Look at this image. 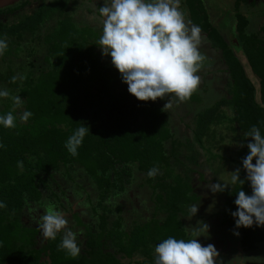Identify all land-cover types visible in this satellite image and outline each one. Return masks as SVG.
<instances>
[{
  "label": "trees",
  "instance_id": "16d2710c",
  "mask_svg": "<svg viewBox=\"0 0 264 264\" xmlns=\"http://www.w3.org/2000/svg\"><path fill=\"white\" fill-rule=\"evenodd\" d=\"M70 2L19 0L0 8V39L8 44L2 60L18 56L34 40L45 47L43 67L36 66L31 55L25 73L10 67L0 73V90L10 92L9 98H0V116L11 111L16 117L15 128L0 124V202L6 204L0 208V264H155L159 243L169 237L198 239L205 233L203 224L225 227L221 237L226 241L232 235L235 252H263L264 226L236 228L231 213L237 209L234 201L239 190L251 195L242 164L251 142L246 133L256 125L264 136V0H234V25L225 30L211 21L202 0H180L185 18L220 51L229 78L226 95L196 111L188 135H178L156 101H139L129 94L121 74L97 50L98 31L74 21L68 11ZM256 2L262 5V21L250 31L249 15L241 7L251 9ZM51 20V28L41 32ZM227 30L235 32L236 41L222 33ZM21 75L26 79L12 81ZM12 96H20L23 104L15 107ZM188 100L199 102V95L194 92ZM24 111L32 113L27 122L19 119ZM216 122L231 125L240 143L234 156L212 154V158L239 168L245 182L231 183L222 192V201L205 204L200 217L192 216L190 207L199 199L193 175L201 166L196 146L202 145L209 126ZM82 123L89 133L73 157L65 142ZM153 167L158 174L149 178ZM137 174L152 194L141 212L136 210L139 214L127 219L112 198L126 194ZM198 176L204 178L203 173ZM85 180L95 199L89 200L91 220L82 222L84 234H77L80 254L72 258L58 249L63 231L55 240L45 239L38 226L22 221L20 215L45 209L48 203L60 210L64 206L54 186L61 191L63 183H76L82 189ZM72 217L83 220L76 213ZM236 260L219 256L216 264H243Z\"/></svg>",
  "mask_w": 264,
  "mask_h": 264
},
{
  "label": "clouds",
  "instance_id": "9594fccd",
  "mask_svg": "<svg viewBox=\"0 0 264 264\" xmlns=\"http://www.w3.org/2000/svg\"><path fill=\"white\" fill-rule=\"evenodd\" d=\"M104 17L103 32L98 44L102 55L110 56L112 65L121 74L122 81L127 84L129 94L139 101H156L169 94H174L180 102L187 101L200 84L196 75L205 56L200 53L202 29L197 25L189 27L184 13L180 10V0H110L99 8ZM6 40L0 39V56L7 50ZM26 79V75L12 77V81ZM7 89L0 90V98H9ZM14 106L23 104L20 96H12ZM171 97L164 108H171ZM32 116L24 111L19 119L22 122ZM0 124L5 128L16 127V117L11 111L0 116ZM89 128L82 123L65 142V147L73 157L78 155ZM251 137L247 144L248 154L242 164L246 171V180L250 183L251 195L243 190L237 192L234 201L237 209L231 215L235 218V227L249 228L264 226V136L260 128L253 125L246 133ZM243 146V145H241ZM255 159V163L253 160ZM18 167H23L18 162ZM153 167L147 173L149 178L158 174ZM240 185V169L231 173V183ZM226 183L206 185L211 192H223ZM6 207L0 202V208ZM190 212L194 216L198 205L193 204ZM42 223L38 227L45 239L55 240L63 231L58 249L64 250L70 257L80 254L77 233L67 227L65 215L48 203L44 214L40 216ZM203 224L201 230H207ZM239 236V232L233 233ZM155 264H216L219 252L213 244L202 245L198 239H176L169 237L159 243L154 250Z\"/></svg>",
  "mask_w": 264,
  "mask_h": 264
},
{
  "label": "rangeland",
  "instance_id": "374dc122",
  "mask_svg": "<svg viewBox=\"0 0 264 264\" xmlns=\"http://www.w3.org/2000/svg\"><path fill=\"white\" fill-rule=\"evenodd\" d=\"M202 1L209 11L211 21L219 29L225 30V28L229 27L231 24L234 25L232 9L234 0ZM106 3L110 4V0H71L68 11L78 25H88L96 29L100 38L103 32L104 17L100 15L99 8ZM258 3H255V6L257 7H250L251 9H249L248 6L241 7V11L249 15L250 24L248 30L250 31L258 28L262 21V18L259 15L262 5ZM31 9L32 8H30V10H24V13H28L31 11ZM15 18H17V16L10 17L9 20L12 21L15 20ZM185 21L186 23H189L186 18ZM53 24V20L48 21L44 24L41 32H45L46 30L50 29ZM192 25L193 24L189 23V27ZM222 33L225 34L227 38L235 40L236 35L234 31L227 30L223 31ZM233 48H235V46H233ZM198 49L200 53L205 56V60L202 62L199 71L196 73V75L200 77V84L195 92L199 95V102L190 100L180 102L177 98H175L174 94H169V96H165L163 99L157 98L156 100L157 104L164 108V105L171 97L172 107L164 109L168 115V118H170L169 123L172 127L178 130V135L191 134V128L194 125L196 111L200 109V107L210 106L223 95L225 96L227 91L226 83L229 78L225 69L226 66L221 59L220 51L211 46L203 32H201V43L198 46ZM97 50H99L102 55L101 48L99 46ZM44 53L45 47L42 44H39L37 40H34L28 46L22 47V52L18 56L6 61L2 60L0 57V73L4 72L8 67L18 74L25 73L29 67L27 62L31 55H33L31 59L34 60L36 66L43 67L45 65L42 63V57ZM102 57L106 63L112 64L110 56L102 55ZM226 109L227 108H225V111L228 110ZM239 143L240 137L233 132L231 125L226 126L224 123L216 122L209 126L205 136H203L202 145L196 146L198 148L199 162L201 165L199 168V173L204 174V178L202 180L199 179V173H195L193 175L196 186L195 191L199 197L198 201L194 204L198 205L197 213L199 217L200 209L202 207L205 208V204L212 205L211 203L215 202L216 200L222 201L223 198L222 192L213 193L208 187H206V185L219 182L226 183L228 186H230L231 173L235 170V167L232 163L229 161L221 162L219 158L213 159L212 154H219L224 157H232L235 155L236 150L239 147ZM206 148L208 151L205 150ZM56 179L57 182H62L58 176H56ZM88 183L89 182L85 180L82 184V189L77 188L76 183H63L61 185V189L63 190L61 191H64V193L59 190L60 188H56L54 186V189L57 193H59L61 202L64 206L63 208H60L61 211H58L65 215L68 221L67 227L69 229H71L73 232L76 231V229H79L77 230V234H84L83 223L91 220V217L88 214L90 213V206L92 203L89 200H94L95 194L93 189L89 187ZM141 185L144 186L141 188ZM127 187L128 190L126 194L116 195L112 199L116 202V204L114 203L115 205L121 207L123 216H125L127 219H132L135 217V215L139 214V211L141 212L143 207L146 206V200H148V196L149 194H152V191L148 185L141 183V177L139 174L136 175L135 184L133 186L128 185ZM215 208L217 209V206L213 207V210ZM136 210L139 211L136 212ZM150 210L148 212L149 215ZM209 211L210 208L208 209V212ZM75 213L81 216L83 220L79 221L77 218L73 219L72 216ZM43 214L44 209L33 208L31 210H25V213L22 214V216L20 215V217L22 221L38 226L40 223H42L40 216ZM205 215H207V213H205ZM96 220L99 221L98 215ZM216 220H218V218ZM130 224L131 223L128 225ZM224 229L225 227L223 226H210L207 228V230H205L204 234H201L197 237L198 241H206L207 244L212 242L215 243V248L219 252V256H225L232 260L237 259L236 261L239 263L264 264V251H259L256 253L249 252L247 254L243 253V255L241 253L235 252L232 249V235L228 236L226 241H224L221 237ZM225 242L227 243L225 244ZM215 259H219V257H216Z\"/></svg>",
  "mask_w": 264,
  "mask_h": 264
},
{
  "label": "water",
  "instance_id": "95a60500",
  "mask_svg": "<svg viewBox=\"0 0 264 264\" xmlns=\"http://www.w3.org/2000/svg\"><path fill=\"white\" fill-rule=\"evenodd\" d=\"M19 0H0V8L14 4Z\"/></svg>",
  "mask_w": 264,
  "mask_h": 264
}]
</instances>
